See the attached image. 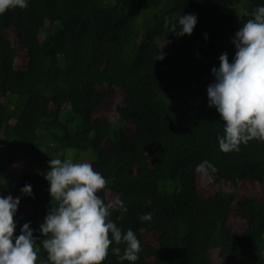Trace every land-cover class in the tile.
Wrapping results in <instances>:
<instances>
[{
  "label": "trees",
  "instance_id": "16d2710c",
  "mask_svg": "<svg viewBox=\"0 0 264 264\" xmlns=\"http://www.w3.org/2000/svg\"><path fill=\"white\" fill-rule=\"evenodd\" d=\"M27 3L0 14V172L39 131L59 130L62 148L92 154L106 179L97 195L127 208L110 219L141 244L130 262L112 251L126 245L113 242L102 264H264V141L222 151L224 122L206 91L211 68L224 52L232 61L231 38L264 0ZM176 13L196 15L191 35L165 27ZM32 163L14 166L0 196L20 198L15 235L30 221L36 264H50L39 232L49 182L40 159ZM26 184L31 196L20 191ZM145 213L151 220L140 219Z\"/></svg>",
  "mask_w": 264,
  "mask_h": 264
},
{
  "label": "clouds",
  "instance_id": "9594fccd",
  "mask_svg": "<svg viewBox=\"0 0 264 264\" xmlns=\"http://www.w3.org/2000/svg\"><path fill=\"white\" fill-rule=\"evenodd\" d=\"M27 6V0H0V14ZM250 15L252 18L231 38L235 48L232 61L227 52L222 53L219 67L211 68L214 80L206 87L208 106H214L224 122L223 135L217 139L226 153L239 151L241 143L253 139L264 141V6H257ZM169 23L177 37L191 35L197 17L176 13L172 18L165 17V27ZM158 59H163L162 53ZM48 164L45 179L49 182L50 197L57 203L45 215L39 232L45 237L40 242L50 264H102L113 242L126 245L122 255L120 247L112 249L120 260H138L141 244L135 233L131 229L123 230L110 219L112 210L120 211L118 219L123 218L127 212L123 201L116 198L106 203L97 195L106 186L102 174L88 162L51 159ZM20 191L33 194L28 184ZM19 203V197L0 196V264H36L37 261L40 248L38 237L30 228L31 222L24 223L19 235H15L14 217ZM151 218L152 213L140 216L142 221Z\"/></svg>",
  "mask_w": 264,
  "mask_h": 264
},
{
  "label": "rangeland",
  "instance_id": "374dc122",
  "mask_svg": "<svg viewBox=\"0 0 264 264\" xmlns=\"http://www.w3.org/2000/svg\"><path fill=\"white\" fill-rule=\"evenodd\" d=\"M239 13H241V10L238 12V14ZM59 27H60V24L55 23L51 26L41 29L39 32V39L42 42L46 41L49 35L54 33ZM41 132L42 134L40 135ZM61 134L62 132L59 130H54L52 132L39 131L38 139L35 143V146H33L32 148L18 147L17 148L18 157H16L17 161L9 162L8 164L5 165L4 170L0 172V183H1V180L7 181L6 178H8V176L9 177L11 176V172L13 171L14 166L30 167L31 165H33L32 162L34 161V156L39 158L40 161L42 162V164L40 163H34V164L38 167H42V169L46 171L49 168L48 161H50L51 159H61L62 161L70 159L73 162H88V163L91 161L92 154L89 153V151L76 152L72 149L62 148L57 142L58 141L57 136H60ZM49 152L53 154L54 158L48 159L50 156ZM7 157L10 158V156H7ZM43 162H47V163L43 164ZM160 187L162 189H165L167 192H169L171 189L168 184L165 185L164 183H160ZM56 203L57 202L54 199H51L50 197L48 207H47V212L50 210L51 207H54ZM43 220L44 218L41 220V223H43Z\"/></svg>",
  "mask_w": 264,
  "mask_h": 264
}]
</instances>
